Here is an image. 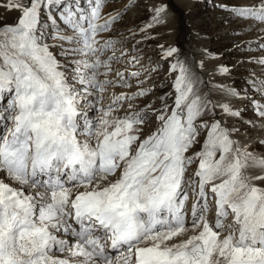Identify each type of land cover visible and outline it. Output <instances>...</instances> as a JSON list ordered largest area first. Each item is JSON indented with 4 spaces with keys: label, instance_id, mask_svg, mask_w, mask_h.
Segmentation results:
<instances>
[{
    "label": "snow or ice",
    "instance_id": "obj_1",
    "mask_svg": "<svg viewBox=\"0 0 264 264\" xmlns=\"http://www.w3.org/2000/svg\"><path fill=\"white\" fill-rule=\"evenodd\" d=\"M106 2L0 4L20 13L0 24V264H264V35L244 39L264 33V0L215 5L240 26L243 87L158 44L168 90L152 101L162 65L117 55ZM149 11L143 40L174 20L163 0ZM109 88L129 91L105 104Z\"/></svg>",
    "mask_w": 264,
    "mask_h": 264
},
{
    "label": "rangeland",
    "instance_id": "obj_2",
    "mask_svg": "<svg viewBox=\"0 0 264 264\" xmlns=\"http://www.w3.org/2000/svg\"><path fill=\"white\" fill-rule=\"evenodd\" d=\"M3 2H6V0H0V4ZM24 2L27 3L28 0H24ZM159 2L160 0H107L102 11V17L104 19L108 18L109 13L113 15L117 11L123 13L122 20L115 25L116 30L111 34V38L121 41H124L125 37L128 38L126 47L124 43L116 46L117 55L120 54V51L124 50L128 52V57L139 55L142 57L141 64L149 70L156 68L157 62L162 65L158 71L151 73L150 79H148L147 83L144 85V87L155 85L154 93L147 99L149 101L155 100L156 96L168 90V85L165 82L168 75V64L160 60V50L156 47L158 44H163L165 47L169 45L179 47L181 52L188 57L189 61L191 58L197 57L203 60L208 59L210 60L208 62H212L213 59L207 58L205 53L206 50L207 53L217 58L214 59V64L216 66L210 67L211 69L223 65L232 70L230 75H225V84L236 87L237 89L243 87L244 78L248 75L245 69L251 68L252 66L248 64H238V61L245 59L247 56L246 53L237 52L233 46L238 39L235 32L240 30V26L229 13L215 5L249 4L254 3L255 0H184L183 3L178 2V0H163V2L169 4L174 14V20L168 25H161L150 30V35L154 37V39L143 40V34L139 32V29L149 22L151 16L149 8L151 5ZM186 4H190V7L188 6L187 8ZM189 9H191V12ZM19 14L17 10H12L8 14L0 15V24L15 23ZM260 27L261 26L257 24L244 39L251 40L264 35V33L258 31ZM132 33H136L134 38L132 37ZM200 34L203 36L206 43L205 48L202 46L197 47L193 42L195 36ZM137 40L141 41L138 45L136 44ZM132 45H136L138 51H132ZM260 54L259 52L253 53V55ZM181 58L183 59L184 57L182 56ZM113 67L124 70L128 66L126 64H114ZM140 67L141 65H136L135 69L129 68V71L138 70ZM219 77L221 76L216 75V78ZM141 79H144V76H141ZM204 81L207 84L208 81L205 79ZM133 84H135V81H133ZM211 84L215 83L211 82ZM161 85H163V87H161ZM202 87H206L208 91L207 86ZM113 91H129V89L109 88L108 92L105 93V104L109 102V98ZM217 95L219 96L220 94L213 89L212 98L214 99ZM137 103H140L141 106L143 105L142 100L137 101ZM233 104L236 107L244 106L241 101H236ZM244 116L245 119L250 118L252 116L251 109L246 111Z\"/></svg>",
    "mask_w": 264,
    "mask_h": 264
},
{
    "label": "bare ground",
    "instance_id": "obj_3",
    "mask_svg": "<svg viewBox=\"0 0 264 264\" xmlns=\"http://www.w3.org/2000/svg\"><path fill=\"white\" fill-rule=\"evenodd\" d=\"M178 2H180V0H178ZM3 3H5V2H3ZM188 6L190 7V4L189 5L186 4V7L187 8H188ZM9 12L10 11L7 10L6 8L0 7V15H2V14L5 15V14H8ZM193 42L195 43V45L197 47L202 46L203 48H205V46H206V43L204 41V38H203V36L201 34L200 35H196L195 38L193 39ZM199 60H201V59L200 58H197V57L196 58H191L190 62L191 61H199ZM208 61H210V60H208V59L207 60H204V69L203 70L195 69L197 71V74L200 75V76H202L203 80L205 79V80H207L210 83L211 82H214L215 84H223V85H226L225 84V81H226L225 75H220L217 72V69H218L219 66L217 65L218 67L215 68V69H211L210 68V67L216 66L214 64V59L212 60V62H208ZM216 75H220L221 77L216 78ZM201 91L202 92H206L207 91V88L206 87H204V88L202 87L201 88ZM220 98H221V96L220 95L219 96L217 95V96H215L214 99H220ZM224 99H230V98L224 97ZM232 102L235 103L236 101H232ZM90 115H94V114L90 113Z\"/></svg>",
    "mask_w": 264,
    "mask_h": 264
}]
</instances>
